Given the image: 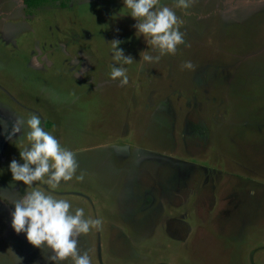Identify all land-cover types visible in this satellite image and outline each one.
<instances>
[{
    "label": "rangeland",
    "instance_id": "374dc122",
    "mask_svg": "<svg viewBox=\"0 0 264 264\" xmlns=\"http://www.w3.org/2000/svg\"><path fill=\"white\" fill-rule=\"evenodd\" d=\"M176 2L160 0L185 43L148 63L141 52L159 53L123 0H0V264H51L11 226L33 189L102 221L79 237L92 264H264V0ZM32 114L76 153L83 182L13 181L30 145L12 128Z\"/></svg>",
    "mask_w": 264,
    "mask_h": 264
},
{
    "label": "clouds",
    "instance_id": "9594fccd",
    "mask_svg": "<svg viewBox=\"0 0 264 264\" xmlns=\"http://www.w3.org/2000/svg\"><path fill=\"white\" fill-rule=\"evenodd\" d=\"M195 0H177L176 7L189 9ZM124 8L130 10V15L137 23V37L143 36L149 47L158 51V55H150L148 51L140 53V61L159 62L164 55H175L177 47L185 43L184 33L180 31L183 21L173 9L160 4V0H123ZM187 14V13H186ZM122 42H110L113 59L121 65L134 62L130 55H125L119 48ZM192 69L190 61L182 65ZM111 79L119 81L121 87L128 84L127 69L123 66H113ZM42 121L36 114L27 120L16 118L12 133H23L25 126L29 129L26 139L30 146L19 151L23 163L13 159L9 165L13 181L23 182L31 188L35 182L47 177L46 183L53 189L61 182L75 178L83 182L85 174L77 175L79 168L76 153L64 148L54 135L44 130ZM12 228L17 234L25 233L27 241L34 247L51 250L46 259L51 264L71 259L73 264H92L88 251L81 252L79 237L88 234L92 229H99L102 221L99 218L85 219L83 208L73 212L71 204L64 199H57L52 194L33 189L12 202ZM19 264L20 258L17 257Z\"/></svg>",
    "mask_w": 264,
    "mask_h": 264
},
{
    "label": "trees",
    "instance_id": "16d2710c",
    "mask_svg": "<svg viewBox=\"0 0 264 264\" xmlns=\"http://www.w3.org/2000/svg\"><path fill=\"white\" fill-rule=\"evenodd\" d=\"M54 1H60V0H22V2L27 8H36L48 2H54Z\"/></svg>",
    "mask_w": 264,
    "mask_h": 264
}]
</instances>
